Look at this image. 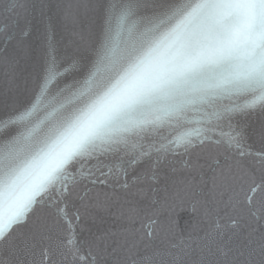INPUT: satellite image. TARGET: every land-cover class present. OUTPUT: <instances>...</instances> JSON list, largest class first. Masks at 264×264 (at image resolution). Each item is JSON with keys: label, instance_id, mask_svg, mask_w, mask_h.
Wrapping results in <instances>:
<instances>
[{"label": "snow or ice", "instance_id": "1", "mask_svg": "<svg viewBox=\"0 0 264 264\" xmlns=\"http://www.w3.org/2000/svg\"><path fill=\"white\" fill-rule=\"evenodd\" d=\"M0 264H264V0H0Z\"/></svg>", "mask_w": 264, "mask_h": 264}]
</instances>
